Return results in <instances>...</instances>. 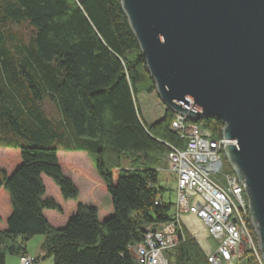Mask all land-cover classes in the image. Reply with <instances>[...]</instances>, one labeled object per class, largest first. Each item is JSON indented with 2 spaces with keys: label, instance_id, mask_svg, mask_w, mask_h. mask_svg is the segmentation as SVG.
Instances as JSON below:
<instances>
[{
  "label": "trees",
  "instance_id": "trees-1",
  "mask_svg": "<svg viewBox=\"0 0 264 264\" xmlns=\"http://www.w3.org/2000/svg\"><path fill=\"white\" fill-rule=\"evenodd\" d=\"M23 25L32 30L28 44L16 31ZM144 95H157L156 86L121 0H0V150L12 151L14 165L10 173L0 168V264L28 257L35 238L43 239L41 261L136 264L129 249L146 229L174 220L159 170L186 142L165 105L148 121ZM45 100L57 107L60 125L42 110ZM188 123L223 139L217 119ZM61 152L68 165L94 169L90 178L111 197L110 215L81 202ZM46 182L57 196H48ZM47 211L67 220L56 226ZM249 228L257 242L251 220ZM167 256L170 264H210L185 230ZM243 262L258 264L250 252Z\"/></svg>",
  "mask_w": 264,
  "mask_h": 264
},
{
  "label": "water",
  "instance_id": "water-1",
  "mask_svg": "<svg viewBox=\"0 0 264 264\" xmlns=\"http://www.w3.org/2000/svg\"><path fill=\"white\" fill-rule=\"evenodd\" d=\"M121 3L163 104L224 124L264 262V0Z\"/></svg>",
  "mask_w": 264,
  "mask_h": 264
},
{
  "label": "built area",
  "instance_id": "built-area-1",
  "mask_svg": "<svg viewBox=\"0 0 264 264\" xmlns=\"http://www.w3.org/2000/svg\"><path fill=\"white\" fill-rule=\"evenodd\" d=\"M188 120L176 115L172 129L185 140L186 148H173L167 156L169 172L177 185L174 220L146 229L141 243L129 249L135 263L168 264L164 254L180 243L186 228L195 236L204 235L202 248L210 264H241L246 252L253 253L258 264H264L249 228L245 186L235 173L225 176L226 184L216 179L224 172L221 154L231 143L224 138L212 140L208 131ZM34 262L30 256L20 260V264Z\"/></svg>",
  "mask_w": 264,
  "mask_h": 264
},
{
  "label": "rangeland",
  "instance_id": "rangeland-1",
  "mask_svg": "<svg viewBox=\"0 0 264 264\" xmlns=\"http://www.w3.org/2000/svg\"><path fill=\"white\" fill-rule=\"evenodd\" d=\"M16 31L20 33L21 37L24 40V43L28 44L32 36V30L27 25H23L20 28H18ZM139 103L142 109V113L148 119V121H150V119H156L157 117H159L161 111H163L164 109L163 108L164 104L160 100L158 95L141 96L139 98ZM40 106L53 123H55L56 125H60V123L62 122L60 113L57 107L51 101L45 100L41 103ZM0 151L2 152L0 155V168L8 170L9 171L8 173H10L14 168V165L8 162L7 155H9V153H11L12 151L10 150H0ZM67 155L68 153L61 152L59 154L60 162L63 163V170L65 174L69 176L71 179L73 178L77 183V185L79 186L81 191V200L84 201L85 204H90L99 207L101 209L102 214L104 213L106 214L109 208L112 209L111 197L97 181H93L90 178L91 177L90 174L93 175L94 173L96 175L95 172L92 173L94 169L92 170L89 163L82 164L81 167H75V166L72 167V165L71 166L68 165L66 159L68 158ZM221 157L224 163V172L218 174L216 179L222 180L223 184H226L224 180L225 176L234 173V170L232 165L228 161L225 152L221 154ZM159 171H160L159 185L162 188H166L167 191L165 193V200L166 201L169 200L174 205V210L172 211V213L176 214L175 209L178 201L177 192H176V188H177L176 179L175 176L169 172V167L166 158L164 161V165L162 166V168H160ZM95 179L98 180L97 177H95ZM47 181L51 182L54 185V183L51 180L47 179ZM49 182H46L48 196H52V197L54 195L57 196L58 190L55 188V186L49 184ZM89 189L93 190L92 194L88 193ZM243 197L248 202L246 193H244ZM47 213H48L47 217H49L50 213L59 215L57 212H52V211L51 212L47 211ZM185 231L186 233L189 234L190 237H192L199 244V246L203 250L202 246H204L205 239H203L202 237L195 236L192 232L188 231L186 228ZM42 243H43L42 238L33 239L28 245L29 256L37 259L38 260L37 264H53L52 259L41 261V258L43 257L42 256L43 253L41 251ZM167 252L168 251H166V253L164 254V257L167 260L168 264H170L167 256ZM6 264H19V260L14 257H9L7 259Z\"/></svg>",
  "mask_w": 264,
  "mask_h": 264
},
{
  "label": "crops",
  "instance_id": "crops-1",
  "mask_svg": "<svg viewBox=\"0 0 264 264\" xmlns=\"http://www.w3.org/2000/svg\"><path fill=\"white\" fill-rule=\"evenodd\" d=\"M72 180L75 182V180L72 178ZM76 183V182H75ZM77 184V183H76ZM103 187V186H102ZM104 188V187H103ZM92 189H89L88 190V193L90 194H92ZM81 202L82 203H84L85 204V202L84 201H82L81 200ZM67 207H70L69 209H70V212H74L75 210H76V208H77V205L76 204H74V203H72V205H70V206H67ZM109 213V215L111 214V210L110 211H108ZM65 220H67V219H64L63 217H59V216H57V215H53L52 216V219H51V222H52V224H54V225H61V224H63L64 223V221ZM42 256H43V254H42ZM31 257V256H30ZM19 264H20V262H19Z\"/></svg>",
  "mask_w": 264,
  "mask_h": 264
},
{
  "label": "bare ground",
  "instance_id": "bare-ground-1",
  "mask_svg": "<svg viewBox=\"0 0 264 264\" xmlns=\"http://www.w3.org/2000/svg\"><path fill=\"white\" fill-rule=\"evenodd\" d=\"M197 237H202L204 239V235H199V236L197 235Z\"/></svg>",
  "mask_w": 264,
  "mask_h": 264
}]
</instances>
